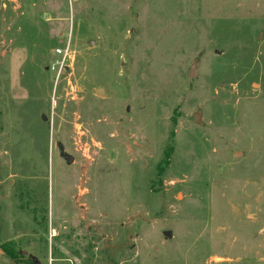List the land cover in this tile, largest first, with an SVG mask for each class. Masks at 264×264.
Instances as JSON below:
<instances>
[{
  "label": "rangeland",
  "instance_id": "1",
  "mask_svg": "<svg viewBox=\"0 0 264 264\" xmlns=\"http://www.w3.org/2000/svg\"><path fill=\"white\" fill-rule=\"evenodd\" d=\"M12 263L264 264V0H0Z\"/></svg>",
  "mask_w": 264,
  "mask_h": 264
},
{
  "label": "built area",
  "instance_id": "2",
  "mask_svg": "<svg viewBox=\"0 0 264 264\" xmlns=\"http://www.w3.org/2000/svg\"><path fill=\"white\" fill-rule=\"evenodd\" d=\"M69 45L70 44L68 43V44H66V46L58 47L55 50L56 54H57V57H59V60L56 61V64L59 65L61 69L64 68V66L66 64V59L68 58V56H70ZM55 65H54L53 69H56Z\"/></svg>",
  "mask_w": 264,
  "mask_h": 264
},
{
  "label": "water",
  "instance_id": "3",
  "mask_svg": "<svg viewBox=\"0 0 264 264\" xmlns=\"http://www.w3.org/2000/svg\"><path fill=\"white\" fill-rule=\"evenodd\" d=\"M74 1H76V0H74ZM91 44H94V41H91ZM197 64H198V62L194 61V64L192 66V75H194L195 67H196ZM199 118H200V113H197L195 115V119L199 120ZM60 154L67 161L68 164H70L73 161V159H74V156L71 155L70 153L66 152L64 149L60 150ZM165 235L171 236L172 232L170 230H167V231H165Z\"/></svg>",
  "mask_w": 264,
  "mask_h": 264
},
{
  "label": "trees",
  "instance_id": "4",
  "mask_svg": "<svg viewBox=\"0 0 264 264\" xmlns=\"http://www.w3.org/2000/svg\"><path fill=\"white\" fill-rule=\"evenodd\" d=\"M9 255L12 257V258H15L16 257V253L14 251H8Z\"/></svg>",
  "mask_w": 264,
  "mask_h": 264
},
{
  "label": "crops",
  "instance_id": "5",
  "mask_svg": "<svg viewBox=\"0 0 264 264\" xmlns=\"http://www.w3.org/2000/svg\"><path fill=\"white\" fill-rule=\"evenodd\" d=\"M10 260H12V262H13V259H10ZM12 264H15V263H12Z\"/></svg>",
  "mask_w": 264,
  "mask_h": 264
}]
</instances>
